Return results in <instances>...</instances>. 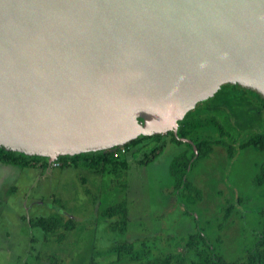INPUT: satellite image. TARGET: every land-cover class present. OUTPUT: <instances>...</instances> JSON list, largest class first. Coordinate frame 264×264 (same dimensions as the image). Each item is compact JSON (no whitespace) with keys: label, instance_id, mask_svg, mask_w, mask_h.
I'll return each mask as SVG.
<instances>
[{"label":"water","instance_id":"95a60500","mask_svg":"<svg viewBox=\"0 0 264 264\" xmlns=\"http://www.w3.org/2000/svg\"><path fill=\"white\" fill-rule=\"evenodd\" d=\"M224 85L264 99V0H0L6 151L52 163L178 138Z\"/></svg>","mask_w":264,"mask_h":264},{"label":"rangeland","instance_id":"374dc122","mask_svg":"<svg viewBox=\"0 0 264 264\" xmlns=\"http://www.w3.org/2000/svg\"><path fill=\"white\" fill-rule=\"evenodd\" d=\"M217 92L191 110L196 119L206 116L196 122L200 128L195 130L212 140L219 138L221 130L228 133L231 141H225L234 148V156L229 160L224 148L214 145L211 155L199 159L189 172L191 192L177 189L169 172L172 157L186 147L163 152L165 136L159 142L146 140L141 152L130 149L117 157L126 155L129 163L119 178L101 166L62 167L56 160L49 172L40 166L41 161L26 172L14 170L3 203L9 225L6 216L4 225L0 223V231L9 236L0 234V264H148L154 257L185 253V239L198 231L206 233L216 252L229 261L250 251L264 234V186L253 184L257 162L264 154L241 150L239 144L252 133L264 132V112L257 114L239 97ZM248 95L247 100L260 104ZM208 117L214 122L206 121ZM238 197L241 202L236 203ZM123 201L128 208L124 235L111 231L115 218L102 216L107 206ZM229 205L234 206L233 212L223 219ZM40 216L70 218L75 226L45 235L30 226ZM63 232L60 243L57 235ZM124 241L133 242V258L129 253L118 257L108 252ZM194 254H188L187 264L196 259Z\"/></svg>","mask_w":264,"mask_h":264},{"label":"trees","instance_id":"16d2710c","mask_svg":"<svg viewBox=\"0 0 264 264\" xmlns=\"http://www.w3.org/2000/svg\"><path fill=\"white\" fill-rule=\"evenodd\" d=\"M228 93L234 96L239 97L240 101L248 102L251 106L255 107L257 114H262L264 112V99H262L257 93L251 90L241 88L239 86L233 85H224L220 88L217 94ZM248 94L256 97L259 101V105L255 100H247ZM192 111H189L185 114L182 120L178 121V131L177 135L181 138H187L193 142V146L196 147L197 152H194L193 146L188 143H183L177 139L172 132H168L164 135H154V136H138L136 139L130 141L128 144L124 145L126 150H132V152H141L142 143H145L146 140H155L161 141L163 137H169L171 142L174 143L177 147L181 145L186 147L183 150H180L174 157H172L169 164V172L171 173L172 178L174 179V185L177 189L181 191L191 192L193 186L188 179L189 172L192 169V166L199 160L209 157L213 152L214 145L221 146L224 148L227 158L232 160L234 154V148H231L228 142L230 135L226 132L219 133L220 136L216 140L209 138H204L198 133L196 128H200L196 122L201 118H205V115L198 116L199 119L191 114ZM206 121L214 122L211 117L206 118ZM202 125V124H201ZM229 137V138H227ZM225 138L229 140L225 141ZM115 148V147H114ZM241 150H253L257 153L264 154V132L256 133L249 135V137L239 144ZM123 155L124 159L117 158L114 156V149H106L99 151H91L80 153L76 155H62L57 158L56 161L61 163L62 167H74L78 168L85 166L86 168H97L98 166L102 167V170L106 169L107 172H112L115 177L119 178L120 175L126 173L129 169V163ZM119 157V156H118ZM46 160L44 157L38 156H27L22 153L14 151H6L0 147V162L11 164L19 167L29 166L28 160ZM144 164H147L144 162ZM109 166V168H107ZM257 174L253 178V184L256 187L264 186V159L257 162ZM200 195V194H199ZM241 202L239 197L237 198L236 203ZM234 206L229 205L224 210L223 219L228 218L233 212ZM102 216L108 219H116L110 223L111 231H118L121 234H125L128 228V208L127 204L123 201L121 203H116L107 206L103 212ZM196 220V218H195ZM30 226L32 228L40 229L45 235H56V232L60 229L69 231L73 230L75 223L69 218L64 220L60 216H50V217H36L30 221ZM64 232L57 235L58 241L61 243L64 237ZM220 242V241H219ZM185 244L187 245V250L185 253H178L175 256L165 255L164 257H154L148 264H187L188 254L194 252L195 260L191 261V264H264V234L258 237L257 242L252 246L251 250L246 254H243L238 259L229 261L221 252H216V247L213 248L212 243L206 233L203 231H198L195 234H191L185 239ZM134 244L130 241H124L123 243L117 244L108 248V252H116L118 257L121 253L131 254L133 258ZM107 253V252H106ZM130 258V259H131ZM132 261V259H131Z\"/></svg>","mask_w":264,"mask_h":264},{"label":"crops","instance_id":"0c3cea01","mask_svg":"<svg viewBox=\"0 0 264 264\" xmlns=\"http://www.w3.org/2000/svg\"><path fill=\"white\" fill-rule=\"evenodd\" d=\"M14 172V170H0V223L2 224V226L4 225L3 223L5 222V216L7 217L5 224L9 225V212H4L3 211V203H5V198L8 197V192L10 191L8 185L10 183H12V179L13 177H10V175ZM16 173V172H15ZM19 176V174H18ZM28 176V174H27ZM5 179V180H4ZM4 180V183H3ZM7 185V186H6ZM11 185V184H10ZM6 186V187H5ZM6 188V189H5ZM7 209V208H6ZM8 210V209H7ZM4 212V213H3ZM0 234L5 237L8 238L9 236L7 234L3 235V230L0 231ZM126 234V233H125Z\"/></svg>","mask_w":264,"mask_h":264},{"label":"flooded vegetation","instance_id":"af4514ba","mask_svg":"<svg viewBox=\"0 0 264 264\" xmlns=\"http://www.w3.org/2000/svg\"><path fill=\"white\" fill-rule=\"evenodd\" d=\"M178 138H181V137H178ZM179 141H181V140H179ZM183 143H185V142H183ZM182 147H183L182 145L180 147H177L174 143L171 142L170 138L167 137L166 148H163L162 151L163 152H167V150H172L173 151L174 149H178V148H182ZM115 148H117V147H115ZM115 148H113V149L115 150ZM193 149H194V152L196 153L197 150H196V147L195 146H193ZM28 161H29V164L30 165L29 166H26V167H19V166H15V165H11V164H6V163H3V162H0V170H6V169H8V170H10V169L11 170H16L17 169V170H21V171L26 172V171H29L31 167H35V165L37 164L38 161H41L40 162V166L41 167H44V171L45 172H49L51 170V163H49L47 159L46 160H37V161L35 159H33V160H28Z\"/></svg>","mask_w":264,"mask_h":264},{"label":"built area","instance_id":"2783aa9c","mask_svg":"<svg viewBox=\"0 0 264 264\" xmlns=\"http://www.w3.org/2000/svg\"><path fill=\"white\" fill-rule=\"evenodd\" d=\"M126 149L125 147H120V150H115L114 151V156L115 157H118L120 156L121 154L125 153ZM57 163H54V165H56Z\"/></svg>","mask_w":264,"mask_h":264}]
</instances>
